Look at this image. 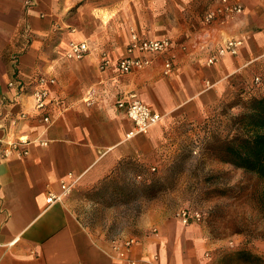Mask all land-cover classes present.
<instances>
[{"label": "crops", "instance_id": "1", "mask_svg": "<svg viewBox=\"0 0 264 264\" xmlns=\"http://www.w3.org/2000/svg\"><path fill=\"white\" fill-rule=\"evenodd\" d=\"M188 1L0 0V264H222L219 241L159 209L140 225L151 224L157 231L138 238L123 258L112 247L115 236L95 235L83 225L71 194L46 200L61 191L62 183L93 187L109 180L124 162H156L155 151L174 116L199 115L229 93L231 76L244 65L245 37L252 32L248 23L236 32L235 20L256 6L258 26L264 28V0H239L242 15L216 22L214 45L230 37L242 38L243 45L238 54L213 65L205 62L208 49L172 36L185 31L172 24L173 8L185 19ZM206 1L207 9L215 0ZM132 20L145 37L172 38L176 65L169 75L162 73L161 57L146 69L119 74L117 61L125 55ZM113 31L124 34L121 45ZM71 39L86 40L90 53L67 59L64 50ZM103 52L110 63L101 70ZM41 73L55 77L49 89L58 102L33 114L27 93ZM12 79L26 84L27 93L16 97V88L8 84ZM130 91L162 115L147 132L132 136V121L116 105ZM44 112L51 117L48 124L41 119ZM20 136L34 139L26 153L5 154L7 142ZM251 248L264 260V240Z\"/></svg>", "mask_w": 264, "mask_h": 264}, {"label": "rangeland", "instance_id": "2", "mask_svg": "<svg viewBox=\"0 0 264 264\" xmlns=\"http://www.w3.org/2000/svg\"><path fill=\"white\" fill-rule=\"evenodd\" d=\"M207 4L206 0H189L183 10H186L185 19L173 8L172 16L176 19L172 24L185 27V31L172 36L196 39ZM256 9L254 6L252 14L245 9L235 20L236 32L245 23L252 32L245 37L247 44L240 52L244 65L231 76L227 95L199 115L174 116L165 130V142L155 151L156 162L134 165L124 162L101 185L73 186L69 193L72 207L83 225L95 235L141 238L157 231L151 224L146 228L140 225L142 221L153 220L158 209L165 216L180 220L179 211L188 208L199 211L201 218L184 225L193 224L211 241L221 243L217 249L222 264H264L263 258L251 248L256 241L264 240V182L207 154L201 141L205 131L228 132L225 126L229 115L242 110L239 104L229 107L230 104L264 93V28L258 26ZM245 16L249 20L244 21ZM133 22L127 32L137 30ZM115 38L121 45L124 34L116 33ZM215 39L218 40L216 36ZM9 59L13 67L15 57ZM150 182L154 183V196L141 195L139 185Z\"/></svg>", "mask_w": 264, "mask_h": 264}, {"label": "built area", "instance_id": "3", "mask_svg": "<svg viewBox=\"0 0 264 264\" xmlns=\"http://www.w3.org/2000/svg\"><path fill=\"white\" fill-rule=\"evenodd\" d=\"M244 6L239 0H215L204 12L202 16V27L196 34L194 42L201 48L208 49V55L205 59L207 65L218 63L223 57L228 55L238 54L243 45V39L239 37H230L224 41L218 42L214 45L212 36L214 25L228 17H235L242 15ZM173 48V40L169 36L159 38H148L137 30L131 29L129 31V39L125 47V55L118 59L117 64L119 74H128L133 71L143 70L149 67L153 60L161 57L162 73L169 75L175 68V57L170 52ZM186 45L182 46L185 49ZM90 53V45L86 40L71 39L66 43L64 56L67 59H81ZM110 63V58L103 52L99 56V68L105 69ZM56 81L54 76L48 74H37L34 81L31 83L32 89L27 93L25 90L27 85L20 80L12 79L9 81L10 86H14L17 90L15 96H22L29 94L32 98V113L38 114L45 111L51 102H58L53 98L50 93V85ZM256 81L259 78L256 77ZM116 105L121 109L124 114L132 121L133 129L129 132L128 136L137 133H145L150 127L157 124L162 115L155 111L150 105L143 102L134 91H130L125 95L117 98ZM31 114V113H30ZM26 113H20V116H25ZM41 119L46 123L51 122V117L45 112L42 114ZM27 137H18L16 140L7 142L8 150L5 154L11 153L12 150L21 149L26 153V145L33 141ZM41 144L46 145L44 140L40 141ZM74 183H62L61 191L58 193H49L47 202L61 200L62 197L70 193ZM179 217L183 224L198 221L201 218V213L197 210H190L183 208L179 211ZM138 242L135 236H117L112 240V247L116 253L123 258L131 251L132 247ZM233 246V243H229ZM131 264H133L131 262Z\"/></svg>", "mask_w": 264, "mask_h": 264}, {"label": "trees", "instance_id": "4", "mask_svg": "<svg viewBox=\"0 0 264 264\" xmlns=\"http://www.w3.org/2000/svg\"><path fill=\"white\" fill-rule=\"evenodd\" d=\"M236 104L242 110L229 115L225 126L227 133L205 131L201 138L203 151L221 162L254 174L264 182V93L232 103L229 107ZM139 192L143 196H154V183H142Z\"/></svg>", "mask_w": 264, "mask_h": 264}]
</instances>
